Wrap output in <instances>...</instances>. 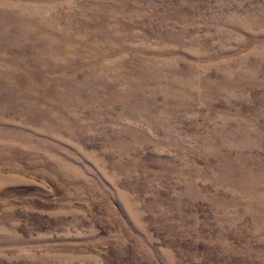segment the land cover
Instances as JSON below:
<instances>
[{
  "label": "rangeland",
  "instance_id": "1",
  "mask_svg": "<svg viewBox=\"0 0 264 264\" xmlns=\"http://www.w3.org/2000/svg\"><path fill=\"white\" fill-rule=\"evenodd\" d=\"M0 264H264V0H0Z\"/></svg>",
  "mask_w": 264,
  "mask_h": 264
}]
</instances>
